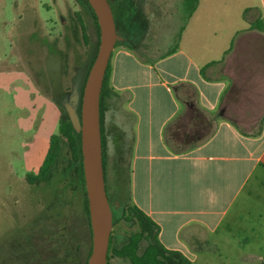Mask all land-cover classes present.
Masks as SVG:
<instances>
[{"label": "crops", "instance_id": "0c3cea01", "mask_svg": "<svg viewBox=\"0 0 264 264\" xmlns=\"http://www.w3.org/2000/svg\"><path fill=\"white\" fill-rule=\"evenodd\" d=\"M114 1L125 20L123 0ZM213 1H198L175 49L143 56L120 45L104 98V118L113 114L105 136L131 143L132 203L160 226L164 247L192 263L206 248L220 246L218 234H240L237 224L247 214L239 207L252 198L253 183L264 186V0L241 7L238 21L219 26L205 14L196 22L200 7L210 11ZM132 4L140 14L136 0ZM256 20L261 30L250 29ZM181 84L196 90L197 110L182 100L184 89L176 91ZM183 117L178 141L212 136L177 154L165 130Z\"/></svg>", "mask_w": 264, "mask_h": 264}, {"label": "rangeland", "instance_id": "374dc122", "mask_svg": "<svg viewBox=\"0 0 264 264\" xmlns=\"http://www.w3.org/2000/svg\"><path fill=\"white\" fill-rule=\"evenodd\" d=\"M108 1L117 19L115 1ZM249 3L255 0H214L212 10L200 7L195 21L206 14L220 26L235 20ZM136 6L146 22L145 37L133 47L143 56L175 49L188 18L185 0H136ZM75 10L72 0H0V264H76L78 257L83 264L89 259L92 240L86 215L62 174L63 162L54 180L58 196L25 182L26 175L43 164L61 119L76 108L72 90L82 87L86 75L80 63L89 65L99 44L91 19L85 34L94 49L88 58L82 32L70 37L59 25L56 12L68 18ZM111 114H105V126ZM107 133L108 188L117 194L114 171H121L126 186H117L118 195L130 203L126 182L131 143ZM65 153L63 146L61 157ZM251 189L252 198L239 207L247 214L237 224L240 234H218L220 246L206 248L192 264H264V186L253 183ZM40 230L57 234H28ZM134 230L127 224L113 228L112 247H122ZM145 246L142 242L140 252ZM108 264L131 263L112 256Z\"/></svg>", "mask_w": 264, "mask_h": 264}, {"label": "trees", "instance_id": "16d2710c", "mask_svg": "<svg viewBox=\"0 0 264 264\" xmlns=\"http://www.w3.org/2000/svg\"><path fill=\"white\" fill-rule=\"evenodd\" d=\"M83 5H86L90 10L91 15L95 20V24L98 32V43L100 41V28L98 24L97 17L91 8L87 0H77ZM133 0H123L121 5V16L125 17V20L120 18V15L117 14V19L115 16V11L113 10L116 28L119 32L120 37L123 39L119 41L116 47H119L123 43H126L128 39L131 38L133 31L135 29V16L136 11L132 4ZM199 0H185L188 7V16H192L197 8ZM118 10V9H117ZM139 14V13H138ZM139 16V15H138ZM140 16L142 14L140 13ZM121 21V22H120ZM263 28V22L261 20H256L251 24V30H261ZM99 46V44H98ZM98 51L95 52L93 59L91 60L88 71L86 73L83 86L80 91V103L78 107V114L81 119V109H82V97L84 92L85 83L87 80L88 73L91 69V66L94 62ZM109 82H110V64L107 70V74L103 83L101 98H100V114H101V133H102V147H103V168L105 179L107 178V169H108V154H107V138L104 133V98L109 91ZM184 89L186 96L182 97V100L186 103L187 107L191 110H197V103L195 101L196 90L189 85L181 84L176 88V91ZM181 119H175L165 130V142L168 147L177 154H185L189 152L192 148L196 147L199 144L207 141L211 136L212 132L206 135L200 142L192 144H184L181 141H178L176 138V133L180 129ZM212 126V122H210ZM64 143L67 148H72L74 151L78 149L80 153L81 166V182L82 188L85 195V206L86 214L88 219V225L90 233L92 234L91 224H90V214H89V203L86 192V184L84 178V169H83V157L81 150V134L76 131L74 124L69 116L66 114L60 121L59 125V134L54 135L51 138L50 150L47 154L45 161L41 167V180L47 182L50 180L51 171L55 160L57 163L60 162L62 146ZM51 168V169H50ZM66 173V171H65ZM131 202L123 201L112 206L111 210L113 213V228H118L122 224H127L130 227L135 228L134 231L130 233L127 238V241L120 248H113L110 244L108 252V261L112 256H115L120 259H127L131 264H192V262L185 257L182 253L176 251H170L164 247L160 241V226L154 222L150 217H148L143 211H141L137 206ZM142 242H146V246L142 252H140V245ZM92 248L89 252V257L91 254ZM87 264V263H86Z\"/></svg>", "mask_w": 264, "mask_h": 264}, {"label": "water", "instance_id": "95a60500", "mask_svg": "<svg viewBox=\"0 0 264 264\" xmlns=\"http://www.w3.org/2000/svg\"><path fill=\"white\" fill-rule=\"evenodd\" d=\"M100 28L98 51L88 73L82 97L81 119L70 110L75 129L81 134L84 178L92 230V251L87 264H107L113 213L109 204L103 168L100 98L112 54L120 40L108 0H87Z\"/></svg>", "mask_w": 264, "mask_h": 264}, {"label": "flooded vegetation", "instance_id": "af4514ba", "mask_svg": "<svg viewBox=\"0 0 264 264\" xmlns=\"http://www.w3.org/2000/svg\"><path fill=\"white\" fill-rule=\"evenodd\" d=\"M55 1V0H54ZM74 2V5L76 6L77 10L72 12V16L71 17H66L64 15H59L56 12L57 15V19H58V23L59 25H61L65 31L67 32V35L69 34L70 37H73V35L75 34V32H77V30H80L83 34V39L86 42V45L88 47L87 50V58L90 55L91 50L94 49L93 44H91L89 42V40L87 39L86 36V30L89 20L91 19L92 23H93V31H94V35L98 38V32H97V27L95 24V20L93 18V16L90 13V10L88 9V7L86 5H83L82 3H80L77 0H72ZM139 15V16H138ZM135 29L133 31V34L131 36L130 39H128L127 41H125L127 44H130L131 46H135L134 44H138L139 42L143 41L144 37H145V21L142 19V17L140 16V14H136L135 16ZM117 34L119 35V32L117 31ZM120 37V35H119ZM123 39L120 37L119 41H122ZM123 42V41H122ZM88 67L89 65H86L85 60H83L80 63V72L81 74L83 72L88 71ZM86 76V75H85ZM84 81L82 82V86H83ZM82 88V87H81ZM81 88H79L78 85H75L73 87V93H72V101L74 103V106H76V108L73 110L74 116L77 117L80 120L79 114H78V107H79V103H80V93L78 92ZM70 116V115H69ZM77 131V130H76ZM78 132V131H77ZM62 148L63 146L66 148V153L64 155V157H60V161L63 162V167H62V174L66 177L67 180H69L70 186H72V189L75 191V196L76 198L79 200L80 202V206L82 208V212L86 215V224L88 227V233L90 235V238L92 240V234L90 233L89 230V225H88V219H87V214H86V206H85V195L83 192V188H82V182H81V173H80V166H81V159H80V153L72 148H67L65 146L64 143L61 144ZM50 147L47 151V154L49 153ZM46 154V156H47ZM46 158V157H45ZM45 161V160H44ZM44 163V162H43ZM43 165V164H42ZM36 171V172H32V173H28L25 177V182L28 186L31 187H35V188H39L41 189L42 187L48 188L50 189L53 193L54 196H58L57 190L56 188H53L54 185L56 186L54 180H55V176H56V171H57V167H58V163L57 160H55L53 167H52V171H51V177L50 180L47 182H43L41 180V167ZM51 169V168H50ZM66 171V173H65ZM122 175L121 171H114V180H115V191H116V195H113L111 192V188H108L109 185V181H108V175L107 178L105 179V186H106V192H107V196H108V200H109V204L110 207L112 208V206L116 205L119 203V199L124 200L123 195H118V191H117V186H126L124 183H122V177L120 176ZM129 185V181L126 182ZM121 197V198H120ZM28 234H57L56 232L52 231V230H47L45 232H41L40 231H34ZM89 258V254L87 256V259ZM82 260L80 257H78L76 259V264H81ZM88 261H86L83 264H86ZM52 263V262H51ZM109 263V261H108ZM107 263V264H108Z\"/></svg>", "mask_w": 264, "mask_h": 264}]
</instances>
